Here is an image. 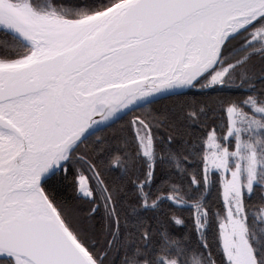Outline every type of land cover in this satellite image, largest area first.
I'll list each match as a JSON object with an SVG mask.
<instances>
[{"label":"snow or ice","instance_id":"6c2138e0","mask_svg":"<svg viewBox=\"0 0 264 264\" xmlns=\"http://www.w3.org/2000/svg\"><path fill=\"white\" fill-rule=\"evenodd\" d=\"M0 264H264V0H0Z\"/></svg>","mask_w":264,"mask_h":264}]
</instances>
